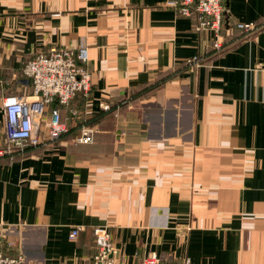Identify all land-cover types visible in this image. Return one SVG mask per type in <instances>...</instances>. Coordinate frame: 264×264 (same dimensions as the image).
<instances>
[{
  "label": "crops",
  "instance_id": "1",
  "mask_svg": "<svg viewBox=\"0 0 264 264\" xmlns=\"http://www.w3.org/2000/svg\"><path fill=\"white\" fill-rule=\"evenodd\" d=\"M169 1L0 0V145L3 98L31 92L28 60L86 47L92 74L90 96L60 107L66 135L0 161L3 255L91 264L93 229L107 226L129 264L150 251L264 264V0H224L221 52ZM102 103L120 109L89 125ZM82 125L90 144L74 141Z\"/></svg>",
  "mask_w": 264,
  "mask_h": 264
},
{
  "label": "built area",
  "instance_id": "2",
  "mask_svg": "<svg viewBox=\"0 0 264 264\" xmlns=\"http://www.w3.org/2000/svg\"><path fill=\"white\" fill-rule=\"evenodd\" d=\"M224 0H170L180 16L192 19L197 32L209 31L213 36V49L221 52L224 48L222 29L224 27ZM241 32L253 33L260 28L254 23H236ZM89 60L86 47L51 48L28 60L22 68L23 76L31 82L28 94L8 95L2 100L5 141L0 145V161L12 162L23 155L28 148H38L54 144L68 133L62 119L60 107L67 106L78 94L88 98L92 86V74L87 70ZM204 64V58L196 55L184 62L186 68L196 71ZM55 104V107H51ZM104 113H117L120 105L113 107L102 103ZM48 113V116H46ZM46 119V120H45ZM46 127L42 138L43 125ZM94 129L87 125L79 128L74 141L77 144H90ZM81 228H74L70 239L76 238ZM96 251L91 264H129L118 257L107 226L93 229ZM0 264H27L24 256H5L0 253ZM133 264H191L188 258L169 261L157 252L150 251Z\"/></svg>",
  "mask_w": 264,
  "mask_h": 264
},
{
  "label": "trees",
  "instance_id": "3",
  "mask_svg": "<svg viewBox=\"0 0 264 264\" xmlns=\"http://www.w3.org/2000/svg\"><path fill=\"white\" fill-rule=\"evenodd\" d=\"M81 95V94H80ZM51 107H54V106H51ZM103 112V111H102ZM103 115H104V112L103 113H101V116H98V117H96V118H93L92 120H90L89 122H90V124L89 125H94V123L97 121V120H99L100 121V119H102L103 118ZM93 121H95V122H93ZM92 122V123H91ZM93 233V232H92Z\"/></svg>",
  "mask_w": 264,
  "mask_h": 264
},
{
  "label": "water",
  "instance_id": "4",
  "mask_svg": "<svg viewBox=\"0 0 264 264\" xmlns=\"http://www.w3.org/2000/svg\"><path fill=\"white\" fill-rule=\"evenodd\" d=\"M225 10H226V9H225V7H224V12H225Z\"/></svg>",
  "mask_w": 264,
  "mask_h": 264
}]
</instances>
